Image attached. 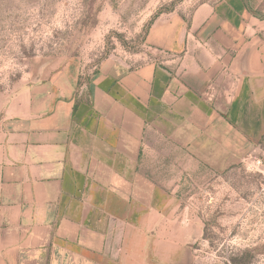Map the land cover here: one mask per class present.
Here are the masks:
<instances>
[{"label":"crops","instance_id":"0c3cea01","mask_svg":"<svg viewBox=\"0 0 264 264\" xmlns=\"http://www.w3.org/2000/svg\"><path fill=\"white\" fill-rule=\"evenodd\" d=\"M147 43L160 60L108 57L85 85L64 62L0 111V264H192L145 138L264 133V0L159 15Z\"/></svg>","mask_w":264,"mask_h":264},{"label":"rangeland","instance_id":"374dc122","mask_svg":"<svg viewBox=\"0 0 264 264\" xmlns=\"http://www.w3.org/2000/svg\"><path fill=\"white\" fill-rule=\"evenodd\" d=\"M217 1L0 0V111L64 62L80 64L85 85L108 57L160 60L147 43L155 18ZM222 140L200 130L186 145L149 132L140 170L172 197V229L192 264H264V133Z\"/></svg>","mask_w":264,"mask_h":264},{"label":"trees","instance_id":"16d2710c","mask_svg":"<svg viewBox=\"0 0 264 264\" xmlns=\"http://www.w3.org/2000/svg\"><path fill=\"white\" fill-rule=\"evenodd\" d=\"M205 235H206V234H205V232H204V237H205ZM243 261H244V260H243ZM230 263H232V264H236L233 260H231Z\"/></svg>","mask_w":264,"mask_h":264}]
</instances>
